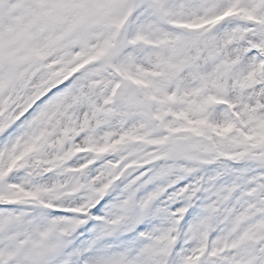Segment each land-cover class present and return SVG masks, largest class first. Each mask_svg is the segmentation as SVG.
<instances>
[{
	"label": "snow or ice",
	"instance_id": "6c2138e0",
	"mask_svg": "<svg viewBox=\"0 0 264 264\" xmlns=\"http://www.w3.org/2000/svg\"><path fill=\"white\" fill-rule=\"evenodd\" d=\"M0 264H264V0H0Z\"/></svg>",
	"mask_w": 264,
	"mask_h": 264
}]
</instances>
